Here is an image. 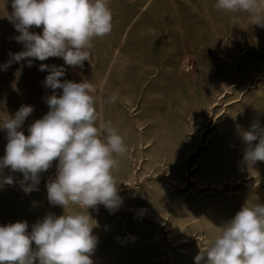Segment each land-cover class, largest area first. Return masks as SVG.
Masks as SVG:
<instances>
[{"label":"rangeland","instance_id":"rangeland-1","mask_svg":"<svg viewBox=\"0 0 264 264\" xmlns=\"http://www.w3.org/2000/svg\"><path fill=\"white\" fill-rule=\"evenodd\" d=\"M215 4L109 0L110 34L92 39L89 61L73 67L60 57L12 60L24 46L9 19L12 0H0V122L32 106L20 129L27 136L49 111L46 64L65 69L62 81L92 83L97 126L111 121L124 137L127 152L113 170L122 202L88 209L93 264H195L242 206L264 205V161H245L242 138L254 124L264 129V26ZM6 144L0 128V158ZM57 163L27 193L22 173L0 169V226L27 221L31 232L45 216L64 214L47 199ZM8 176L13 183L3 182Z\"/></svg>","mask_w":264,"mask_h":264},{"label":"clouds","instance_id":"clouds-1","mask_svg":"<svg viewBox=\"0 0 264 264\" xmlns=\"http://www.w3.org/2000/svg\"><path fill=\"white\" fill-rule=\"evenodd\" d=\"M12 8L9 19L19 32L17 42L24 46L12 60H28L29 66V58L60 57L68 66L83 67L90 59L92 39L105 37L113 27L109 0H12ZM215 8L245 12L253 25L264 26V0H216ZM33 27H42V33L30 31ZM40 70L49 72L44 83L53 90L46 101L49 111L28 127L27 136L20 129L32 106L23 105L14 116L4 117L0 128L7 131V144L0 169L22 173L27 193L38 190L40 174L58 161L55 179L46 184L47 199L64 214L45 216L31 232L27 221L0 226V264H93L97 238L88 209H118L122 200L113 170L127 146L111 121L101 120L97 126L92 83L62 81L63 67L41 64ZM57 89L62 94L57 95ZM115 100L113 95L110 102ZM242 138L248 145L245 161H264V129L254 124ZM3 182L11 184L13 179L8 176ZM68 208L79 211L65 214ZM194 259L195 264H264V205L242 206Z\"/></svg>","mask_w":264,"mask_h":264}]
</instances>
